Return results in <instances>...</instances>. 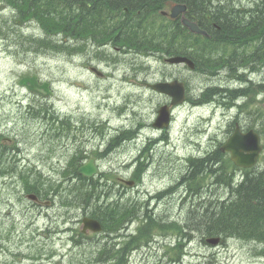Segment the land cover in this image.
Listing matches in <instances>:
<instances>
[{
    "label": "bare ground",
    "instance_id": "bare-ground-1",
    "mask_svg": "<svg viewBox=\"0 0 264 264\" xmlns=\"http://www.w3.org/2000/svg\"><path fill=\"white\" fill-rule=\"evenodd\" d=\"M258 1L254 2L252 7L250 5L248 8L242 7V9L239 8L240 4H238L233 10L234 12L241 11L250 14L253 10L252 8L259 3ZM158 4L163 8L168 7L166 0L153 1V5ZM233 5L234 3H232ZM46 6L47 4L43 2L37 4L38 13L36 14V18L38 20L32 22L36 24L43 36L29 35V37H24L22 33L18 36L19 38L23 37L21 41L27 40L29 42V50L33 48V44L35 45L36 42L41 40L46 42L49 40L50 36L47 34L49 33L47 29L50 27L49 22L52 20L51 18L62 19L59 14H56L58 10L54 12V8L49 7L45 9ZM107 6L105 3L96 4L93 0H88L80 7L74 6L68 16L71 19L73 17L74 19L80 18L85 23H89V30L93 32L94 40L88 41L87 36L81 37L87 34V32L84 29H77L67 36L64 42L62 41V43L60 42L57 45L64 44L63 48L68 47L72 57L92 54L94 58L100 57L99 61L108 62L113 65H116L114 62L115 58L108 54L112 50L124 57L126 55H136V58H140L141 60L143 58H155L157 62L163 65L159 70L161 79L149 81L150 78H146L147 76L141 77V73L145 69H148V67H144L142 65L143 62L135 58L130 59L127 64L121 65L123 69H133L135 76H123L118 81L120 86H124L125 88H116L115 102L107 97L112 110H105L107 115L105 114L106 117L102 121L107 123L102 128L103 130L108 128V133L95 131L92 136L87 138L85 136L83 140H78L77 146L71 154H66L64 150L60 149L69 143V136L67 134L70 133L68 130L70 128L68 127H70L69 119L71 118V113H64L62 115L57 109H52L53 111L47 109L40 110L39 104L38 108L35 107L36 109L30 108L27 114L32 119L49 120L51 112L55 116L53 121L54 127L46 125L45 129L41 131L40 144L43 146L41 152L45 153L44 155L48 154L49 157L50 153L51 155L58 153V156H54V159L57 158L58 162L65 156L67 157V160L64 162L66 166L63 169L61 168L60 171H57L56 168H51L50 170L52 175L58 176V184L62 183V185H65L70 183L71 185L75 181H78L77 174H73L74 171L71 165L80 159V152H100L102 164L96 162L98 161L96 157H93L95 161L91 158L87 159L88 161L85 160V162L91 163L96 169V172L89 176V179L99 176L95 179L94 183H91L92 185L89 184L90 186H87L88 183H85L84 190L81 192L82 194L79 193L77 201L80 203L85 202L83 203L85 206L81 207L83 209L80 217H77V209L71 205H66L67 209H61L63 207L61 206V210L52 216L49 214V211H53L55 207L46 206L45 200L39 197L30 200V193L25 192L23 194L24 199L29 204L21 207L23 208L21 214H26L24 215L28 219L26 226H28L30 221V227H32L35 222V227L42 229L38 233L41 240L57 242L58 245L54 248V251L62 258L66 255L63 250L69 249L70 246L71 249L74 248L76 246L74 243L84 242L88 238L96 237L101 240L108 239L106 246L115 252L122 246L123 251L120 253V257L122 260L126 259V262H130L136 256L137 258L135 259H138L139 255L149 252L151 248L150 244H152L153 247L156 246L158 249L174 253V258L170 257L168 260L165 258L168 264H238L235 262L234 254H231L228 249L218 250V248L227 246V241L232 239L241 244H255V253L252 254V257L263 259L264 244L257 245V242H250V240L240 235H233L231 238L209 235L204 231V228L201 229L197 236H191L186 246L180 247L179 243L183 240V238L180 239L181 234H185V231L179 230L184 220V217L181 216L183 209H178L180 214L176 217H166L167 214H164V208L166 207L164 200L166 197H171V200L165 204H172V196L177 195L175 197L176 202L179 203V206L185 207L183 201L181 203V201L177 200L185 194L184 192H179L180 181L172 185H169V182L172 181L173 173L177 172L175 168L176 164L186 163L189 169L188 174H197L194 182H196L195 184H197L196 186L201 193L206 190L213 193L216 191V194L221 189L225 191L227 197L218 201L219 207L222 202L229 203L233 199H239L240 197L247 209L255 207V205L250 206L247 204V196L243 193L249 188V184L253 178H264V167H260V164L264 166V106H259V104L264 102V98L261 99L264 97V76L261 81L254 79L255 75L261 78L264 70V55L259 56L253 63L248 64L240 61L234 64L238 52L229 44L214 42L210 48L216 52V56L214 57L217 58L218 63L216 67L219 73L214 77L198 73L205 78V84L199 88H191L188 78L181 73H177V71L197 73L195 62L186 55L190 50L188 46L189 36L193 34L208 37L211 33L213 35H221L222 31L217 27L216 23L208 19L209 23H203L202 25H211L213 28H208L207 30L200 27L205 34L195 33L185 24V19L190 22H196L189 18V7L185 3L177 10H174L175 7H173L169 12L166 10L163 12H160L161 10L144 11L145 8H141L140 5H130L131 7H127L129 10L127 13L135 14V18L126 15L123 11H115L117 19L113 21L111 28H106V17L112 11L110 6ZM187 9L188 13L186 14L185 11ZM115 29H122L123 31L121 35H115V38L119 40V52L108 45L109 37L107 33L110 31L111 35V30ZM250 31V29L246 30L238 27L233 32L243 35ZM152 33L156 35L158 48L146 45L147 42L140 39ZM114 45L118 47L116 43ZM255 45L257 46L256 43ZM25 49L27 50V47ZM254 50L253 46H247L244 49L248 53ZM62 52L68 54V51ZM230 54L232 56L228 58ZM182 57H185V59L171 62L173 59ZM189 61L194 63V67L189 65ZM85 67L90 74L92 73L101 82L111 81L106 84L107 91L108 93L113 91L115 76L119 70L118 67L115 72L113 71L110 74L104 72L100 65H96L92 61H87ZM226 69H228L227 72H225ZM34 80L39 79H33L32 74L27 73L19 82L25 87L32 88L34 94L43 89L41 93L46 95V91H48L46 88L48 86L47 83H42L39 80V84L42 83L40 86H31ZM178 85H184L185 99L178 105H172L170 90ZM130 87L136 88L137 91L133 92L129 89ZM146 92L149 96L146 95ZM186 103L191 106V109L199 110L203 115V125H200L194 134H199V137H205L210 134L211 124L215 119H218V121L226 123L227 138L222 142V140H217L215 137L214 139L212 135L214 140L211 141L212 138H209L211 143L207 142V144L202 143L200 140L191 141V151L188 154L179 155L178 151L181 145L174 141L172 133L176 111L183 107L184 104L186 105ZM167 107L169 110H167ZM42 111L49 113V118L46 119L43 116L45 113H42ZM113 112L123 118L125 123H113L112 120H116L113 117L114 115L109 117ZM243 115L250 117L251 125L242 122ZM93 119L92 117L89 118L90 121H93ZM4 120L7 123L12 122L8 116ZM60 122L63 124L62 126H58ZM237 130L241 134L252 132V138L257 140L261 147L259 156L255 157L250 146L244 144L243 148L246 151L244 155H249L247 166L237 164L233 159L232 152L226 149ZM191 137L194 140V136L192 135ZM49 146H53L54 149L49 148ZM16 151L20 153L19 143L13 146V152L15 153ZM11 154L7 152V154L0 157V162L6 160V164H0V176L3 178L12 176L13 173L14 175H18L19 170H16V168L19 163H14L15 156H11ZM241 155H243V151ZM164 162L169 164V168L162 170L160 174L170 176L166 182H168L167 185L171 188V193L165 196L164 200H156L154 198L150 200V197H153V195L150 196L151 191L149 192L148 190L141 192L134 191L132 193L133 177L136 176L142 180L143 185L144 183L145 185L151 184L156 179L157 167ZM172 163L175 164L172 165ZM103 164L115 165V167L108 166L104 168ZM166 166L167 164H165ZM9 171L13 173H9ZM28 171L31 175L30 177L38 176L37 192L35 194L40 196L48 192V196H52L54 199L56 195H53V191L46 190L48 183L43 179V175L41 176L38 172L33 173L31 169H28ZM23 172L24 169H22ZM64 172L67 174H64ZM102 172L103 174L101 175ZM123 173H130L131 177L127 179L122 176ZM176 178H179V174ZM46 180L48 182L47 178ZM110 184L120 188L119 192L121 195L118 196L119 198L112 200L107 205H99L95 206L94 209H90L92 201H108L112 195H116L113 189H109ZM203 194L201 195L203 196ZM56 198L58 202V197ZM70 198L73 197L71 196ZM208 198L212 197L209 195ZM108 206L118 207L121 211L130 208L138 214V217L133 219L137 223H124L118 230L114 231L102 224H97L95 219L84 216L88 214L98 215L100 209H105ZM40 208H43V211ZM155 211H161L163 216L161 218L155 216ZM142 212L146 213L143 217L145 220H142L140 217ZM41 221H44L43 225L39 226ZM20 240L23 241V238L18 239L16 243H20ZM214 240H218V243L213 244L212 241ZM110 244L116 245V247H111ZM193 244H195L194 247H191ZM206 248L211 250V253L208 255H205ZM86 253L87 255L78 264H111L113 261V256L109 253H105L99 257H95L87 251ZM165 256L167 257L168 255L165 254Z\"/></svg>",
    "mask_w": 264,
    "mask_h": 264
},
{
    "label": "rangeland",
    "instance_id": "rangeland-1",
    "mask_svg": "<svg viewBox=\"0 0 264 264\" xmlns=\"http://www.w3.org/2000/svg\"><path fill=\"white\" fill-rule=\"evenodd\" d=\"M256 1L258 0H212L210 6L213 9L232 11L238 4H240L239 8L242 9V7L248 8L250 5L252 7ZM260 1L261 0L258 2ZM232 3H234L233 6ZM21 33L24 37H29V35L43 36L35 23L30 21L24 23L20 22L15 11L0 3V145L11 152V156H15L14 163H19L16 168V170H19L18 173H22V169H24L23 173H28V169L33 170V173H40L41 176L43 175V179L46 183H48L46 190L50 191V185L55 186L58 184V176L52 175L50 170L51 168H56L57 171H60L61 168L63 169L66 166L64 162L67 160V157L65 156L58 162L57 158L54 159V156H58V153H55L56 155H51L50 153L48 157V154L44 155L45 153L41 152L43 148L40 144L41 131L45 129L46 125L54 127L53 121L55 116H53L51 112L49 120L32 119L29 117L30 115L27 114L30 108L36 109L35 107L38 108L39 104L40 110L47 109L53 111L52 109H57L62 115H64V113H71V118L69 119L70 127H68L70 128L68 129L70 133L67 134V136H69V143L67 145H72L73 136L76 131H80L81 129H84V134L77 132V137L80 141L83 140L85 136L86 138L92 136L95 131L108 133V128L106 130L102 128V126L105 125V122L102 120L107 115L105 110H112L108 98L115 102L114 100L117 93L116 88H125L118 83L123 76H135L133 69H123L121 65L127 64L130 59L132 60L134 58L143 62L142 65L148 67V69H145L140 76H147L146 78H150L149 81L161 79L159 70L163 65L157 62L155 58H143V60H141L140 58H136V55H126L124 57L113 50L112 52L109 51L108 54L115 58L114 62L117 66L109 64L108 62L99 61L101 58H94L92 54L72 57L71 53L67 54L62 51L57 52L51 49H44L38 47L36 44H33V48L29 50V42L27 40L21 41L23 37H18ZM57 40L58 39L55 38V41ZM26 47L27 50L25 49ZM87 61H92L96 65H100L101 69L107 74L113 71L115 72L118 67L119 70L116 75L117 77L115 76L113 91L109 93L107 91L106 84L111 81L101 82L96 76L87 71L85 67ZM27 73H31L33 79H39L42 83H47L48 86L46 88L48 91H46V95L41 93L43 89L39 90L37 94H34L32 88L28 86L25 87L19 82ZM177 73H181L188 78L191 88H199L201 85L205 84V78L198 73L190 71H177ZM263 76L264 70L261 78L255 75L254 79L261 81ZM39 80H34L31 86H40L42 83L39 84ZM129 89L133 92L137 91L134 87H130ZM146 95H148L147 92ZM263 98L264 97L261 99ZM259 106H264V102L259 104ZM42 113H45L43 116L46 117V119L49 118V113L45 111H42ZM111 115H114L113 117L117 120H112L113 123H125L123 118L118 114L113 112L109 117H111ZM6 116L11 118V123L5 122L4 119ZM202 116L199 110L191 109V106L187 103L176 111L172 134L174 141L181 145L178 151L179 155L188 154L191 151V141L200 140L202 143L204 142L207 144V142L211 143L215 138L217 140H222V142L227 138L226 123L218 121V119H215L211 124L210 134L205 137H199V134H194L197 132L198 127L203 125L204 121L202 120ZM91 117L94 118L93 121L89 120ZM117 117H120V119ZM242 122L247 125H251L252 123L250 117L247 115L242 116ZM62 125L61 122L58 124V126ZM192 135L194 136V140L191 137ZM212 135L213 138L215 137L214 139ZM209 138H212L211 141ZM17 143H19L20 153L19 151L13 152V146ZM53 146H49V148H53ZM63 148L66 154H71L73 151V148L70 146L66 147L65 145ZM63 148L60 149L64 150ZM89 155L90 153L87 151V156L89 157ZM166 164L167 166L163 170L169 168V164ZM174 164L175 163H172V165ZM82 165L83 164L79 165V167ZM103 166L104 168L108 166L115 167V165L105 164H103ZM260 167H264L263 164H260ZM175 168L177 172L173 173L171 178L172 181L169 182V185L180 181L179 192H184L185 194L177 200L181 201V203L183 201L185 207L182 205L179 206V203L176 202L175 199L177 195H174L172 196V204H167L164 208V214H167L166 217H176L180 214L178 209H183L181 212V216L184 217L182 222L183 225L179 228V230L185 231V234H181L180 237V239L183 238L179 243V246L182 247L186 246L191 236H197L203 228L204 215H200L204 214L205 211L215 210L218 206V201L227 196L222 189L219 190L217 194L216 191L213 193L207 190L205 191L206 194L205 192H203L204 194L201 192L200 194L196 193L197 196L187 193V190L192 186H190L189 181H184L181 178L188 180V166L186 163H177ZM178 174L179 178H176ZM13 175L14 173L12 176ZM12 176L6 178L0 176V264H78L80 260L87 255L86 251L91 253L93 249L97 250L108 243L106 242L108 239L101 240L100 238L91 237L84 242L74 243L76 246L72 249L70 246L69 249L63 250V252L66 253L64 258L57 255L54 251V248L58 245L57 242L41 240L38 233L41 232L42 229L36 228L35 222L34 225L30 227L29 221L28 226H26L28 222V219L24 217L26 214H21L23 210L21 207L29 204L28 201L24 199V185L18 175L15 174L13 177ZM122 176L127 179L131 177L130 173H123ZM169 178L170 176L157 173L154 182L146 185L145 183L144 185L141 183L139 187L134 190H136V192L144 190H148L149 192L153 191L155 186L160 185L163 181V183L167 184L168 182L166 181L169 180ZM68 185H70V183L63 185L64 189H66ZM87 186H90L89 183ZM109 189H113L116 195H112L108 201H92L90 209H94L95 206L99 205H107L112 200L119 198L118 196L121 195L119 187L110 184ZM133 192L134 191H132V193ZM201 194H203V196ZM209 195L212 198H208ZM60 196L61 194L59 193L57 204L62 206ZM169 200H171V197H166L164 202L167 203ZM82 209L83 208H77V217L82 215ZM58 211L59 208L55 207L53 211H49V214L53 216L58 213ZM154 213L155 216H159V218L163 216L161 211H155ZM145 215L146 213L143 212L140 214L142 220ZM43 222L44 221H41L39 226L43 225ZM134 223L137 222L131 220L129 224ZM24 229L27 231L24 232ZM21 238H23V241L20 240L21 244L16 243V241ZM126 242L128 241L126 240ZM227 243V246L218 248V250L228 249L231 254H234L236 263L264 264V258L255 259L254 256L252 257V254L255 253V244H241L233 241V239L227 241ZM110 245L111 247H116V245ZM194 245L195 244H193V246L191 245V247H194ZM150 247V251L139 255L138 259H135L137 258L136 256L130 262L123 261L125 259L120 261L121 257L117 254V259L115 261L121 264L122 262L123 264H168L167 260L170 257H175L173 252L158 249L156 246L153 247L152 244H150ZM107 248L111 249L110 247ZM207 249L208 248L205 249V255L211 253V250ZM165 254L168 256L166 257ZM112 263L114 262L112 261Z\"/></svg>",
    "mask_w": 264,
    "mask_h": 264
},
{
    "label": "trees",
    "instance_id": "trees-1",
    "mask_svg": "<svg viewBox=\"0 0 264 264\" xmlns=\"http://www.w3.org/2000/svg\"><path fill=\"white\" fill-rule=\"evenodd\" d=\"M82 0H0V3L6 5L15 11L18 15V20L22 23L26 21L35 22L38 20L36 14L38 13L37 4L43 2L47 4L46 8H54V12L62 17L61 20L56 18H51L47 29V33L50 37L49 40L44 42L43 40L36 42L38 47L44 49H51L53 51H68V47L63 48L62 45H57L55 42H64L67 36L71 35L77 29H84L86 32L89 29V23H85L83 19L68 16L72 8L82 6ZM113 5H122L125 7H131L130 5H141L147 2L149 6L152 5V0H113ZM111 2V1H110ZM212 0H178V3H185L189 7V18L196 21L201 28L207 29L213 28L211 25H202L203 23H209L208 19L216 23L217 27L221 29V35H213L212 33L208 37H202L200 35L191 34L188 39L189 52L186 54L190 57L196 64V72L209 75L210 77L216 76L219 72L216 67L217 58L216 52H214L210 46L214 42L229 44L231 47L238 52L237 57L234 60L235 63L244 61V63H253L258 57L264 55V0L257 3L250 12L246 14L245 12H239L234 10L225 9H213L210 6ZM106 6L109 7V2L105 0ZM116 3V4H115ZM142 3V4H141ZM44 9V10H45ZM111 9V7H110ZM81 10V9H80ZM43 11V10H42ZM41 12V11H40ZM67 13V14H66ZM38 16V15H37ZM39 17V16H38ZM110 20L106 18V21ZM109 24L110 21H108ZM107 26V25H106ZM107 26L106 28H108ZM241 27L244 29H250L251 31L246 34H235L234 29ZM75 29V30H74ZM52 33V34H51ZM86 36L82 35L81 37ZM56 37H60L61 40L55 41ZM80 38V37H79ZM88 38V37H87ZM81 39V38H80ZM133 39V38H131ZM146 45L156 46L158 48V43L155 34L147 35L143 38ZM257 44V46L255 45ZM254 44V45H253ZM247 46H253L254 51L248 53L244 49ZM177 54V53H176ZM234 54V53H233ZM236 55V54H235ZM232 55L230 54L228 58ZM235 57V56H234ZM233 57V58H234ZM232 58V59H233ZM228 69L225 70L227 72ZM9 152L4 147L0 145V157ZM11 153V152H10ZM1 163L6 164V160L1 161ZM76 165L73 166L74 175H76ZM226 168V167H225ZM227 169V168H226ZM6 173V172H5ZM9 173H13L9 171ZM30 173H18L19 179L23 182L24 190L26 193H36L37 192V180L38 176L30 177ZM64 174H67L64 172ZM196 173H189L188 180L190 182V189L187 193L200 194V190L194 182ZM77 176V175H76ZM80 180L75 181L71 185L66 186L64 189L62 183L55 186L50 185L53 194H61V202L67 206H73L74 208H81L83 203L77 201L79 198V193L84 190L85 179L77 176ZM193 185H192V183ZM229 185V184H228ZM49 191V190H47ZM198 191V192H197ZM247 196V204L250 206L255 205V209H247L242 202L241 197L239 199H233L229 203L222 202L219 207H216L215 211H205L203 228L204 231L209 235L221 236L224 238H231L233 235H240L241 237L250 240V242H257V245L264 244V178L255 179L249 184V188L243 193ZM45 196H48V192H45ZM73 198H70V197ZM68 198V199H67ZM99 211V210H98ZM93 217L102 220L104 226L112 230H118L122 224H126L129 220L134 221V218L138 217V214L133 212L130 208H126L121 211L118 207L108 206L105 209H100V213L94 214ZM109 253V250L108 252ZM110 254V253H109ZM122 260V259H121ZM123 261H126L123 260ZM123 264V262H122Z\"/></svg>",
    "mask_w": 264,
    "mask_h": 264
},
{
    "label": "flooded vegetation",
    "instance_id": "flooded-vegetation-1",
    "mask_svg": "<svg viewBox=\"0 0 264 264\" xmlns=\"http://www.w3.org/2000/svg\"><path fill=\"white\" fill-rule=\"evenodd\" d=\"M88 0H82L81 1V3L80 4H82L83 5V3H86ZM107 1H109V6L111 7V10L112 11H110L109 12V15H107V19H110V20H107V26H109V28H111V24L113 23V21H115V19H117L116 18V14H115V11L117 12V11H123V13H125L126 15H129L130 17H133V18H135V14L134 15H132V14H128L127 12H129V10L127 9V7H125V6H120V5H117V6H115V5H113V3L112 2H114L113 0H107ZM111 1V2H110ZM142 1H145V0H142ZM154 0H152V2H153ZM160 1H162V0H160ZM93 2H95L96 4H102V3H105V0H93ZM166 3L168 4V7L167 8H163L161 5H153V3H152V5L151 6H149V4H147V2H144L143 3V6H141V8H145V10L144 11H150V10H161L160 12H163L164 10H166V11H170L174 6H177V5H183L184 3H178V0H166ZM106 4V3H105ZM116 4V3H115ZM142 4V3H141ZM139 5V4H138ZM75 6H77V3L75 4ZM133 6H135V5H133ZM139 11V10H138ZM186 12V14L188 13V9L185 11ZM114 14V15H113ZM108 21H110V23L111 24H109L108 23ZM199 25V24H198ZM89 28H90V24H89ZM109 31V30H108ZM122 29H118V30H111V35H110V31L107 33L108 34V45L110 46V47H112L115 51H117V52H119L118 50H119V40L117 39V38H115V35H121L122 34ZM86 36L88 37V41L89 40H91L92 41V39L94 40V38H93V32H91V30H89L88 29V31H87V34H86ZM89 43V42H88ZM117 44V46L118 47H115V45L114 44ZM90 44V43H89ZM77 132L78 133H82V134H84V129H81L80 131H76V133H75V135L73 136V144L72 145H67L66 144V147L67 146H70V147H72L73 149H75V147L77 146V143H78V137H77ZM64 149V148H63ZM64 151H65V149H64ZM90 153V155H89V157L87 156V153L85 152H83V153H81L80 152V159H78V160H76L75 162H73V164L71 165V167H72V169H73V166H77V165H81V164H84V163H86L85 162V160H87L88 158H93V157H96L97 159H98V161H97V163L98 164H102V161L100 160V152H97V151H95V152H89ZM79 163V164H78ZM165 164H166V162H164V163H161L158 167H157V173L158 174H160L161 173V171L165 168ZM78 168H79V166H78ZM78 168H77V170H76V174H77V171H78ZM103 174V172L101 173V175ZM99 176V175H98ZM97 176V177H98ZM96 177V178H97ZM78 178V177H77ZM96 178H92V179H85V182H87V183H89L90 185H92L91 183H94L95 182V179ZM79 179V178H78ZM182 180H184V181H187V179H184V178H181ZM80 180V179H79ZM143 181L142 180H140L138 177H133V186H132V191H136V190H134L135 188H138L139 187V184H141ZM157 187V188H156ZM171 193V188H169V185H167V184H165V183H162V184H160V185H158V186H155V189L153 190V191H151L150 192V196H152L153 195V197H150V200L151 199H156V200H164V198H165V196H167L168 194H170ZM54 195V194H53ZM56 196H55V198L53 199L52 198V196H45V193L44 194H41L40 195V197L39 198H41L42 200H45V205L46 206H51V207H58L59 208V210H61V209H63V208H65V209H67V206L66 205H64V204H62V202H61V204H62V208H61V206L60 205H58L57 204V201H56V197H58V195L57 194H55ZM164 205L166 206V204L164 203ZM61 208V209H60ZM40 210L41 211H43V208H40ZM93 215L94 214H88L87 216L88 217H92L93 218ZM98 221H100L101 223H102V225H104L103 224V221L102 220H99V219H97ZM128 222H130V220L128 221ZM123 225V224H122ZM123 227V226H122ZM123 251V247H121L119 250H118V252H115V251H113L112 250V252H111V255L113 256V257H116V255L118 254V255H120V253ZM91 253L93 254V255H95L96 257H99V256H101V255H103V254H105V253H107V246L105 245V246H102V247H100V248H98L97 250H92L91 251Z\"/></svg>",
    "mask_w": 264,
    "mask_h": 264
},
{
    "label": "water",
    "instance_id": "water-1",
    "mask_svg": "<svg viewBox=\"0 0 264 264\" xmlns=\"http://www.w3.org/2000/svg\"><path fill=\"white\" fill-rule=\"evenodd\" d=\"M181 7L180 6H176L174 8V10H177ZM185 24L188 25V27L195 33H201V34H205L204 31H202L199 26L194 23V22H190L188 20L185 19ZM185 59V57L182 58H178V59H173L171 60V62H178L180 60ZM189 65L191 67H194V63L192 61H189ZM170 95L172 97V105H178L180 103H182L185 99V89H184V85H178L176 87H173L170 90ZM167 110H169V108L167 107ZM168 112V111H167ZM252 132H248L247 134H241L239 132V130L236 131L235 135L232 137V140L230 141V144L226 147L227 150L232 152L233 155V159L237 162V164L239 165H244L247 166L248 161H249V155H244V152H246L243 148L244 144H248L250 146V149L254 152V156L257 157L259 156V153L261 151V147L260 144L258 143L257 140H254L252 138L251 135ZM243 151V155H241V152ZM94 172H96L95 167L90 163L86 166H84L83 168H81V170L79 171V174H82L84 176H91L94 174ZM30 199H34L35 196L30 195L29 196ZM86 222H88L86 220ZM213 244H217L218 240H214L212 241Z\"/></svg>",
    "mask_w": 264,
    "mask_h": 264
}]
</instances>
